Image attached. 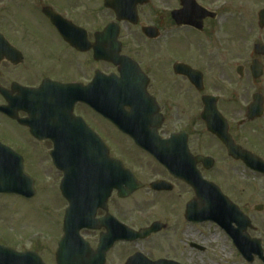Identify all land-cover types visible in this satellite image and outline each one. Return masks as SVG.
I'll return each instance as SVG.
<instances>
[{
    "label": "flooded vegetation",
    "instance_id": "flooded-vegetation-1",
    "mask_svg": "<svg viewBox=\"0 0 264 264\" xmlns=\"http://www.w3.org/2000/svg\"><path fill=\"white\" fill-rule=\"evenodd\" d=\"M106 2L127 7V20L116 21ZM111 22L115 38L113 32L110 40L99 37ZM98 49H118L136 66L130 75L149 100L141 107L156 118L136 129L133 139L144 148L117 129H97L98 72L118 75V67L96 60ZM0 108L4 129L27 136L28 129L57 142L73 135L90 146L99 137L108 165L95 171L113 178L120 162L140 185L125 200L152 198L153 206L110 205L113 198L125 201L113 191L96 210L99 228L81 232L89 253L108 234L105 226H116L121 237L104 264H201L208 249L192 232L199 225L211 235L205 241L225 242L243 262L264 264V0H0ZM80 124L91 139L77 132ZM115 135L128 144L127 155L117 154ZM30 138L32 145L0 142L22 158L24 169L28 160L47 162L60 196L62 173L53 160L65 152L58 155L52 139ZM212 210L221 213L212 217ZM154 223L159 231L131 240L130 230ZM237 244L247 246L243 253ZM33 245L31 252L43 261L45 252L52 258L45 264H55L57 243L53 251Z\"/></svg>",
    "mask_w": 264,
    "mask_h": 264
},
{
    "label": "water",
    "instance_id": "water-1",
    "mask_svg": "<svg viewBox=\"0 0 264 264\" xmlns=\"http://www.w3.org/2000/svg\"><path fill=\"white\" fill-rule=\"evenodd\" d=\"M110 8L116 9L118 17H122V11L119 7L106 5ZM110 40V37H107ZM116 52V49H115ZM105 53L98 54V60H106L112 62H119L118 58L108 57ZM121 72L126 69V62L122 61ZM123 74V73H121ZM129 76L124 74L119 80L108 78L104 81L98 80V113L105 119L113 123L118 129L126 134H129V129H142L144 123L147 128L152 124L155 118L152 116L142 115L138 113V105L140 101L146 103L143 93V83L132 85L129 81ZM133 89V92H132ZM136 90V92H135ZM124 107H130L131 112H125ZM156 124V123H154ZM75 130L70 129L67 131L72 134ZM83 131V130H82ZM77 130V132H81ZM30 133L42 139L50 137L56 144L57 154L64 152L67 153L65 157L61 155V160H58L60 169L64 171L65 181L62 182L61 191L63 196L68 201L70 208L66 210L64 219L63 237L59 242L57 251V264H68L70 261L81 262L87 264L91 260H98L99 264L103 262L104 253L113 243L114 238L105 237L103 241V249L98 251V255H90L86 250V245L80 240L79 231L86 228H94L95 222L93 216L96 208L105 206L106 200L110 195L111 189L116 188L120 196H126L131 193L136 187L129 179H121L119 176L111 181L114 184H107L104 179L98 176L96 181L89 175L84 176L81 167H85L83 162H89L90 159L94 160L95 164L99 163L98 155H93L91 148L87 145L84 146L82 141L68 143L65 140L59 142L51 135H42L35 129H30ZM73 139V135L69 137ZM57 142V143H56ZM81 146V147H80ZM99 151V150H98ZM97 151V153H98ZM9 151L0 146V193L18 194L26 199L32 197V181L23 175L21 160H14L10 156H6ZM6 154V155H5ZM64 158L66 160H64ZM116 182H118V185ZM73 185V186H72ZM123 185L126 189L123 190ZM157 229V228H155ZM152 229L146 230L148 234ZM109 240V243H107ZM83 245V247L81 246ZM82 247L80 254L75 255L73 249ZM72 259V260H70ZM0 264H42L40 260L30 253H16L10 249L0 246Z\"/></svg>",
    "mask_w": 264,
    "mask_h": 264
},
{
    "label": "rangeland",
    "instance_id": "rangeland-1",
    "mask_svg": "<svg viewBox=\"0 0 264 264\" xmlns=\"http://www.w3.org/2000/svg\"><path fill=\"white\" fill-rule=\"evenodd\" d=\"M108 66H103V69ZM91 121L93 119L91 118ZM94 124H96L94 122ZM4 123L0 118V138L6 137L7 144L26 143L32 145L33 142L26 133L16 132L13 129H4ZM97 129L100 133H104L105 129H112L108 124L102 122L99 118L97 121ZM115 134V132L113 133ZM118 140L119 136L115 135ZM124 139L114 141V148L118 147V153L124 152L127 155V149L129 148L127 143L123 142ZM13 142V143H12ZM42 154V153H40ZM32 160L26 162L25 171L29 174H38V179H35V197L27 201L18 196L0 195V243L6 247L12 248L16 251H26L32 248H37L33 245L35 243L46 244L44 247L49 249L55 247L56 242L61 236V221L64 207V201L59 196L57 191L58 178L54 172L49 168V164H33ZM33 164V165H32ZM113 198L110 201V205H125V206H153L152 198L146 199L145 196L136 195L125 201H114ZM156 204V205H155ZM154 205L160 209L164 208V204L161 201H157ZM154 209L157 214H161L159 209ZM175 208V207H174ZM153 210V209H152ZM173 208L166 209V213L171 218ZM178 211V215L180 211ZM176 213V211H175ZM158 216V215H157ZM182 221V216L180 215ZM173 221H177L175 216ZM182 222H179V224ZM195 236L199 238V242H203V245L207 247V254L204 257H199L201 264H247L235 256L231 246L225 242L215 241L207 242L206 238L210 237V233L206 226L200 225L192 229ZM177 230H175L176 235ZM86 236V235H85ZM54 245V246H53ZM42 257L45 262L50 263L52 258L47 253H42Z\"/></svg>",
    "mask_w": 264,
    "mask_h": 264
},
{
    "label": "bare ground",
    "instance_id": "bare-ground-1",
    "mask_svg": "<svg viewBox=\"0 0 264 264\" xmlns=\"http://www.w3.org/2000/svg\"><path fill=\"white\" fill-rule=\"evenodd\" d=\"M187 232H189V231H191V228L190 227H188V230H186Z\"/></svg>",
    "mask_w": 264,
    "mask_h": 264
}]
</instances>
